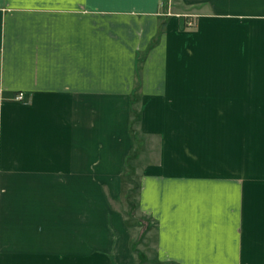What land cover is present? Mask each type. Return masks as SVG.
I'll return each instance as SVG.
<instances>
[{
    "label": "crops",
    "instance_id": "obj_1",
    "mask_svg": "<svg viewBox=\"0 0 264 264\" xmlns=\"http://www.w3.org/2000/svg\"><path fill=\"white\" fill-rule=\"evenodd\" d=\"M245 107L264 0H0V264H137L136 150L153 264H264V161L221 147Z\"/></svg>",
    "mask_w": 264,
    "mask_h": 264
},
{
    "label": "rangeland",
    "instance_id": "obj_2",
    "mask_svg": "<svg viewBox=\"0 0 264 264\" xmlns=\"http://www.w3.org/2000/svg\"><path fill=\"white\" fill-rule=\"evenodd\" d=\"M226 136L221 147L228 149L229 160H232L231 163L233 165L243 163L244 172L242 174L246 178V176L250 175L248 166L253 161H255V164L259 160L264 161V108H243L240 124H229ZM217 147H219V141ZM138 153L139 151L136 150L134 155L129 157L125 169L120 173L125 192L121 199H115L113 201L112 206L115 210L123 212L129 227L136 228V234L131 241V249L136 253L137 264H142L143 262L153 264L155 262L152 256L153 239L152 234L147 236V233L153 230L154 224L149 217L137 214L141 167L134 160L138 158ZM248 180L250 181V179ZM247 185V189L251 191L249 187L251 185L248 183ZM248 207L257 208L260 211L263 208L261 214L264 212L263 203L253 201V203H248ZM262 217H264V214Z\"/></svg>",
    "mask_w": 264,
    "mask_h": 264
},
{
    "label": "built area",
    "instance_id": "obj_3",
    "mask_svg": "<svg viewBox=\"0 0 264 264\" xmlns=\"http://www.w3.org/2000/svg\"><path fill=\"white\" fill-rule=\"evenodd\" d=\"M192 23L189 21L188 22V25L190 26ZM16 98H18V99H21V98H23V93H18L17 95H16Z\"/></svg>",
    "mask_w": 264,
    "mask_h": 264
},
{
    "label": "trees",
    "instance_id": "obj_4",
    "mask_svg": "<svg viewBox=\"0 0 264 264\" xmlns=\"http://www.w3.org/2000/svg\"><path fill=\"white\" fill-rule=\"evenodd\" d=\"M187 25H188V22H187ZM189 26V25H188Z\"/></svg>",
    "mask_w": 264,
    "mask_h": 264
}]
</instances>
